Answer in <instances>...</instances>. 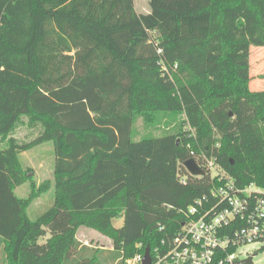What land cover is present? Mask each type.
I'll return each mask as SVG.
<instances>
[{
    "label": "trees",
    "instance_id": "trees-1",
    "mask_svg": "<svg viewBox=\"0 0 264 264\" xmlns=\"http://www.w3.org/2000/svg\"><path fill=\"white\" fill-rule=\"evenodd\" d=\"M148 5L138 14L133 0H0V264H127L146 247L156 264L189 221L226 206L208 162L238 188L264 190V89L249 87L264 0ZM23 118L38 127L28 141L13 136ZM137 120L175 132L136 140ZM46 142L53 204L32 220L37 192L15 194L33 178L19 154ZM190 158L203 175L186 170ZM80 227L111 247L81 242Z\"/></svg>",
    "mask_w": 264,
    "mask_h": 264
},
{
    "label": "built area",
    "instance_id": "built-area-1",
    "mask_svg": "<svg viewBox=\"0 0 264 264\" xmlns=\"http://www.w3.org/2000/svg\"><path fill=\"white\" fill-rule=\"evenodd\" d=\"M211 176H218L223 183L213 192L226 206L216 212L208 220L200 218L189 221L183 233L175 238L172 248L165 255L158 257L156 264H211L216 252L228 245L236 246V251L226 257V262L232 264L236 258L237 249L247 243L264 242V190L253 184L238 188L225 174L216 169L211 162L207 163ZM253 193L261 196L251 199ZM195 207L190 209L191 213ZM238 218L246 224L235 231L232 237L220 236L219 231L232 220ZM143 255L127 259L128 264H141ZM218 264H222L219 261Z\"/></svg>",
    "mask_w": 264,
    "mask_h": 264
},
{
    "label": "rangeland",
    "instance_id": "rangeland-1",
    "mask_svg": "<svg viewBox=\"0 0 264 264\" xmlns=\"http://www.w3.org/2000/svg\"><path fill=\"white\" fill-rule=\"evenodd\" d=\"M149 0H133V5L136 11L141 13H146L149 10ZM250 76L251 82L249 87L251 90H260L264 89V79L261 78V75L264 74V47H250ZM27 118L22 119L23 125H19L16 129L17 135L28 141L34 136L38 130V127L33 128L34 131H29L25 128ZM136 127L138 135L135 136L136 140H139L142 136L147 135V132H151L156 137L161 136L166 133H174L175 131L170 127H159L156 130H148L144 127L141 120H137ZM171 144L173 142L171 141ZM20 161L23 166L29 168L30 171L28 175H32V180H29L18 187L15 188V194L19 197H25L32 193H36V196L31 201L28 208V216L30 219L34 220L44 211H46L52 204L54 198V179H53V160L54 153L53 147L49 142L39 144L27 151H23L19 154ZM216 169L212 170L215 174ZM168 175L167 171L164 172H154L152 174V179H164ZM45 180H49L50 183L47 188L40 189V184ZM33 186V187H32ZM31 188H34L32 191ZM33 192V193H34ZM121 223L120 220L114 221L115 226H118ZM77 238L89 245L109 248L112 244L111 241L99 234L98 232L88 229L85 227H80L77 232ZM247 256H252L253 264H264V242L256 243H247L243 246H240L236 252V258L243 259ZM127 263V260H126ZM128 264V263H127Z\"/></svg>",
    "mask_w": 264,
    "mask_h": 264
},
{
    "label": "water",
    "instance_id": "water-1",
    "mask_svg": "<svg viewBox=\"0 0 264 264\" xmlns=\"http://www.w3.org/2000/svg\"><path fill=\"white\" fill-rule=\"evenodd\" d=\"M262 128L264 131V122L262 123ZM184 166L186 170L192 175L201 176L204 174L203 169L197 164V162L193 158L186 160L184 162ZM141 264H151V256L148 247L145 248ZM232 264H253L252 256H247L243 259L234 260Z\"/></svg>",
    "mask_w": 264,
    "mask_h": 264
},
{
    "label": "crops",
    "instance_id": "crops-1",
    "mask_svg": "<svg viewBox=\"0 0 264 264\" xmlns=\"http://www.w3.org/2000/svg\"><path fill=\"white\" fill-rule=\"evenodd\" d=\"M148 4H149V3H148ZM134 9H135V7H134ZM135 12L138 13V14H142L141 12L136 11V9H135ZM146 12H147V11H146ZM16 133H17V131H15V132L13 133V136H14V137H17V138H20ZM110 247H111V246H110ZM110 247H109V248H110Z\"/></svg>",
    "mask_w": 264,
    "mask_h": 264
}]
</instances>
